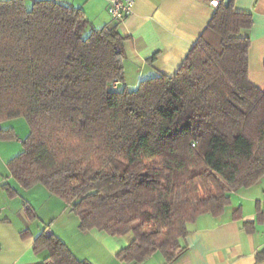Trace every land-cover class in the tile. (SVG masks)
<instances>
[{
    "label": "trees",
    "instance_id": "trees-1",
    "mask_svg": "<svg viewBox=\"0 0 264 264\" xmlns=\"http://www.w3.org/2000/svg\"><path fill=\"white\" fill-rule=\"evenodd\" d=\"M232 1L173 76L129 88L117 23L94 27L62 0H0V140L16 139L4 122L29 129L11 176L70 204L81 231L131 234L121 263L156 253L171 263L189 224L220 216L231 192L264 175V91L248 79L250 41L240 35L252 18ZM33 252L46 253L40 264H90L49 229Z\"/></svg>",
    "mask_w": 264,
    "mask_h": 264
},
{
    "label": "crops",
    "instance_id": "crops-1",
    "mask_svg": "<svg viewBox=\"0 0 264 264\" xmlns=\"http://www.w3.org/2000/svg\"><path fill=\"white\" fill-rule=\"evenodd\" d=\"M235 11L250 14L252 25L240 31L250 41L248 79L264 91V0H233ZM80 7L94 27L117 23L101 0H82ZM215 9L209 0H136L133 14L117 23L125 54L121 85L134 88L158 74L173 76L210 21ZM11 121V122H10ZM10 125L15 140H0V264H40L45 252L35 254V238L49 229L79 260L90 264H124L116 254L132 240L129 234L111 237L96 230L81 231L71 205L42 185L21 188L8 162L22 151L27 126ZM18 131L19 134L18 135ZM230 204L218 217L199 216L188 225L185 250L169 264H264V175L257 183L229 194ZM30 207L36 218L26 214ZM46 226V228H45ZM29 235L22 237V232ZM142 264H165L156 253Z\"/></svg>",
    "mask_w": 264,
    "mask_h": 264
},
{
    "label": "built area",
    "instance_id": "built-area-1",
    "mask_svg": "<svg viewBox=\"0 0 264 264\" xmlns=\"http://www.w3.org/2000/svg\"><path fill=\"white\" fill-rule=\"evenodd\" d=\"M105 3L108 16L117 23H123L134 11L136 0H101ZM224 0H209V5L213 9H217ZM112 88L119 86L118 81H113Z\"/></svg>",
    "mask_w": 264,
    "mask_h": 264
},
{
    "label": "rangeland",
    "instance_id": "rangeland-1",
    "mask_svg": "<svg viewBox=\"0 0 264 264\" xmlns=\"http://www.w3.org/2000/svg\"><path fill=\"white\" fill-rule=\"evenodd\" d=\"M81 1L82 0H62V2L64 3V4H68V5H78L77 3H81ZM11 122V121H10ZM15 123V125H13V126H16V127H18L19 125H22V126H27V124H26V122H25V120H23V119H21V118H19V119H14L13 121H12V124H14ZM4 127H6V128H8V127H11L10 125H5ZM27 128H28V126H27ZM18 135H20L19 134V131H18ZM45 228H46V226H45ZM48 229V228H47ZM129 236H131L132 237V235L131 234H129Z\"/></svg>",
    "mask_w": 264,
    "mask_h": 264
},
{
    "label": "water",
    "instance_id": "water-1",
    "mask_svg": "<svg viewBox=\"0 0 264 264\" xmlns=\"http://www.w3.org/2000/svg\"><path fill=\"white\" fill-rule=\"evenodd\" d=\"M230 2L231 0H224L223 5L227 7L230 4Z\"/></svg>",
    "mask_w": 264,
    "mask_h": 264
}]
</instances>
